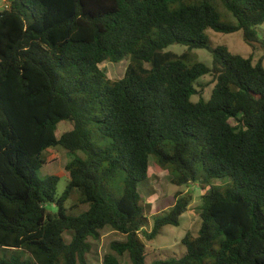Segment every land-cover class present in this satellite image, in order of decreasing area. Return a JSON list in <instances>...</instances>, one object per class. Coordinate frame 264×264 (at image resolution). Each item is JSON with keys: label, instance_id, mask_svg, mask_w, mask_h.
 Segmentation results:
<instances>
[{"label": "trees", "instance_id": "16d2710c", "mask_svg": "<svg viewBox=\"0 0 264 264\" xmlns=\"http://www.w3.org/2000/svg\"><path fill=\"white\" fill-rule=\"evenodd\" d=\"M263 24L264 0H10L0 11V264H91L107 229L125 241L103 264L126 254L146 264L140 234L150 242L178 227L193 200L179 193L146 232L151 159L178 187L210 188L186 254L152 264H264V53L255 63L206 34L242 31L264 51ZM172 45L206 49L212 65L165 52ZM124 60L119 80L100 67ZM208 75L211 97L194 102ZM61 123L72 129L58 136ZM57 147L84 155L67 164L60 197L61 179L39 175Z\"/></svg>", "mask_w": 264, "mask_h": 264}, {"label": "rangeland", "instance_id": "374dc122", "mask_svg": "<svg viewBox=\"0 0 264 264\" xmlns=\"http://www.w3.org/2000/svg\"><path fill=\"white\" fill-rule=\"evenodd\" d=\"M10 7V0H0V11H4ZM223 13V19L225 22L231 20L235 22L233 18L228 16L226 19V11L221 10ZM229 23V22H228ZM257 32L262 41H264V24L257 28ZM209 38V45L212 48L219 46H227L234 54L240 55L244 58H253L255 63H258L263 56V49L260 45L250 46L245 42L244 34L242 31L223 34L213 30L206 32ZM165 52H173L175 54H189L192 62H202L209 66L212 65L213 56L212 53L206 49L189 50L182 45H172ZM129 61L124 60L118 64L106 62L100 67L107 77L111 80H119L125 76L126 69ZM264 67V59L262 60ZM149 67L148 65H145ZM215 82L211 75L202 78L198 85L197 90L199 94L193 97L194 102H198L202 97L204 100H208L211 97ZM232 124L234 122L232 121ZM72 129V125L69 123H61L59 126L58 136L66 131ZM49 163L39 171V175L42 178L50 176L59 177L60 183L58 185L57 197H60L65 191L69 183V173L66 170L67 164H69L74 157H84L81 153H69L61 147L51 149L49 151ZM150 182L142 187V196L146 202L152 205V212L149 214V225L144 229L149 232L153 228V218L158 214H163L176 202V196L182 193V196L193 195L192 203L181 219L178 227L167 226L164 227L160 235L153 241H147L145 235L142 233L140 237L146 246L145 263L152 264L156 261L168 260L174 258H181L187 252V247L183 244V239L189 235L193 239L199 234L202 225V200L201 197L209 192V187L203 188L201 184H191L189 187H178L173 184L172 176L168 171L162 170L153 159L150 160ZM223 181H217L215 185L220 188L225 187ZM71 203H77V195L72 197ZM71 203L69 205H71ZM83 207V206H82ZM87 207L79 208L78 211L86 210ZM77 214V213H76ZM125 236L119 234L110 229L104 230L101 233L99 241H92L93 252L89 255L91 264H103L104 256L114 253L112 250V244L114 242H124ZM6 254L0 250V258ZM120 261L124 264H132L131 260L126 254L123 257H119Z\"/></svg>", "mask_w": 264, "mask_h": 264}]
</instances>
